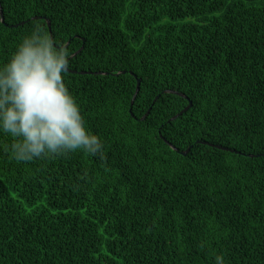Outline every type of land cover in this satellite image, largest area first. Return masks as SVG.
I'll use <instances>...</instances> for the list:
<instances>
[{
  "label": "trees",
  "instance_id": "16d2710c",
  "mask_svg": "<svg viewBox=\"0 0 264 264\" xmlns=\"http://www.w3.org/2000/svg\"><path fill=\"white\" fill-rule=\"evenodd\" d=\"M0 7V64L41 26L104 143L18 163L0 134V264H264V0Z\"/></svg>",
  "mask_w": 264,
  "mask_h": 264
},
{
  "label": "clouds",
  "instance_id": "9594fccd",
  "mask_svg": "<svg viewBox=\"0 0 264 264\" xmlns=\"http://www.w3.org/2000/svg\"><path fill=\"white\" fill-rule=\"evenodd\" d=\"M70 52L39 25L0 64V134L12 159L32 163L81 152L104 159V143L91 131L65 83ZM215 264H225L217 255Z\"/></svg>",
  "mask_w": 264,
  "mask_h": 264
},
{
  "label": "water",
  "instance_id": "95a60500",
  "mask_svg": "<svg viewBox=\"0 0 264 264\" xmlns=\"http://www.w3.org/2000/svg\"><path fill=\"white\" fill-rule=\"evenodd\" d=\"M34 19H35V18H34ZM0 21H1V23H4V21H3V13H2L1 7H0ZM20 24H23V23H20ZM46 24H47L48 30H49V32H50V29H51L50 21H49V20H46ZM17 26H18V25H14V26H12V27H17ZM68 44H69V42L65 45V47H67ZM82 49H83V47H81L76 53H74L72 57H75L76 55H78V54L82 51ZM67 72H69V73H76V72H74V71H69V70H67ZM79 74H82V75H83V74H91V73L79 72ZM94 74H96V75H99V74L103 75V73H94ZM104 75H105V74H104ZM116 75H118V74H116ZM132 75H133V74H132ZM139 88H140V80L137 79V80H136V89H135V92H134L133 98H132L131 103H130L131 106L133 105L134 100H135V98H136V96H137V94H138V92H139ZM165 93L176 94V95H178V96L183 97V98L186 99V97L183 96V95L180 94V93H174V92H172V91H165ZM191 106H192V103L189 101L188 105H187V106H186L181 112H179L177 115H175L173 118H171L170 121H174V120H176V119H177L178 117H180L182 114H184L185 112H187V111L191 108ZM148 113H149V111L146 113V115H147ZM131 115H132V114H131ZM146 115H145V116H146ZM145 116H144L143 118H141V120H144ZM165 143H166V144H167V145H168L173 151L178 152V151L176 150V148H174L171 144H169V143L166 142V141H165ZM209 146H211V147H216V148H218V149H223V148H221V147H219V146H214V145H211V144H209ZM189 150H190V147H189L188 149H186L184 152H180V154H181L182 156H186L187 153L189 152ZM225 150H227V149H225ZM229 151H230V150H229Z\"/></svg>",
  "mask_w": 264,
  "mask_h": 264
},
{
  "label": "rangeland",
  "instance_id": "374dc122",
  "mask_svg": "<svg viewBox=\"0 0 264 264\" xmlns=\"http://www.w3.org/2000/svg\"><path fill=\"white\" fill-rule=\"evenodd\" d=\"M8 192H9V195L11 198L15 199V195L13 194L12 190L9 188V187H6ZM40 205L36 206V207H33L32 209H26L28 213L32 212L33 210L37 209Z\"/></svg>",
  "mask_w": 264,
  "mask_h": 264
}]
</instances>
